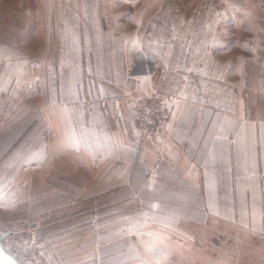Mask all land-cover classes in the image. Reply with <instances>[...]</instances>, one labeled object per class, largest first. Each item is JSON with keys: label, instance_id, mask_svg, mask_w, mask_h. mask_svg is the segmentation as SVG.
I'll use <instances>...</instances> for the list:
<instances>
[{"label": "crops", "instance_id": "1", "mask_svg": "<svg viewBox=\"0 0 264 264\" xmlns=\"http://www.w3.org/2000/svg\"><path fill=\"white\" fill-rule=\"evenodd\" d=\"M4 2L0 240L36 220L54 264H145L167 239L264 240V114L235 82L212 1L142 16L114 0ZM130 75L179 99L143 145Z\"/></svg>", "mask_w": 264, "mask_h": 264}, {"label": "rangeland", "instance_id": "2", "mask_svg": "<svg viewBox=\"0 0 264 264\" xmlns=\"http://www.w3.org/2000/svg\"><path fill=\"white\" fill-rule=\"evenodd\" d=\"M128 14L147 15L145 5L174 3L190 7L203 0H114ZM220 9L223 48L235 82L252 113L264 114V0H210ZM4 0H0L2 18L13 17ZM151 7V6H149ZM250 112V113H251ZM17 229V228H16ZM9 236V233L8 235ZM240 236V235H239ZM247 236V235H246ZM8 238V237H7ZM167 239L158 253L145 264H264V240L254 235L249 239ZM8 239H1L7 248ZM44 244V242H43Z\"/></svg>", "mask_w": 264, "mask_h": 264}, {"label": "built area", "instance_id": "3", "mask_svg": "<svg viewBox=\"0 0 264 264\" xmlns=\"http://www.w3.org/2000/svg\"><path fill=\"white\" fill-rule=\"evenodd\" d=\"M129 92L136 102V120L140 129V144L158 134L171 115L170 106L179 99L173 93H156L139 91L136 87L137 77L129 76ZM102 106L106 99L100 100ZM40 224L31 220L22 228L10 231L6 252L17 264H54L43 244Z\"/></svg>", "mask_w": 264, "mask_h": 264}, {"label": "water", "instance_id": "4", "mask_svg": "<svg viewBox=\"0 0 264 264\" xmlns=\"http://www.w3.org/2000/svg\"><path fill=\"white\" fill-rule=\"evenodd\" d=\"M11 261L12 264H17V262L6 252L0 243V264H8Z\"/></svg>", "mask_w": 264, "mask_h": 264}, {"label": "snow or ice", "instance_id": "5", "mask_svg": "<svg viewBox=\"0 0 264 264\" xmlns=\"http://www.w3.org/2000/svg\"><path fill=\"white\" fill-rule=\"evenodd\" d=\"M8 264H12V262L11 261H8Z\"/></svg>", "mask_w": 264, "mask_h": 264}]
</instances>
